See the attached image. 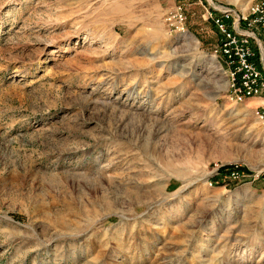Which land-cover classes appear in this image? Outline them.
I'll list each match as a JSON object with an SVG mask.
<instances>
[{"label": "rangeland", "instance_id": "1", "mask_svg": "<svg viewBox=\"0 0 264 264\" xmlns=\"http://www.w3.org/2000/svg\"><path fill=\"white\" fill-rule=\"evenodd\" d=\"M173 4L0 0V264H264L262 103Z\"/></svg>", "mask_w": 264, "mask_h": 264}, {"label": "built area", "instance_id": "2", "mask_svg": "<svg viewBox=\"0 0 264 264\" xmlns=\"http://www.w3.org/2000/svg\"><path fill=\"white\" fill-rule=\"evenodd\" d=\"M195 9H201L202 18L215 29L213 56L227 79V99L234 104L261 101L254 115L264 125V0L253 1L244 10L204 0H174L164 17L168 34L188 33L186 25ZM240 176L232 172L230 177ZM258 179L264 184V173Z\"/></svg>", "mask_w": 264, "mask_h": 264}, {"label": "trees", "instance_id": "3", "mask_svg": "<svg viewBox=\"0 0 264 264\" xmlns=\"http://www.w3.org/2000/svg\"><path fill=\"white\" fill-rule=\"evenodd\" d=\"M232 172H238L240 173L241 175L244 174V173H247L248 171L243 168V167H239V166H234V165H229V166H223V167H220L218 170H217V176L213 178L212 181H214V183H218V178H231V173Z\"/></svg>", "mask_w": 264, "mask_h": 264}, {"label": "crops", "instance_id": "4", "mask_svg": "<svg viewBox=\"0 0 264 264\" xmlns=\"http://www.w3.org/2000/svg\"><path fill=\"white\" fill-rule=\"evenodd\" d=\"M238 1H242V0H238ZM195 12V11H194ZM252 103H257V104H261V101H259L258 99H252L250 100Z\"/></svg>", "mask_w": 264, "mask_h": 264}]
</instances>
